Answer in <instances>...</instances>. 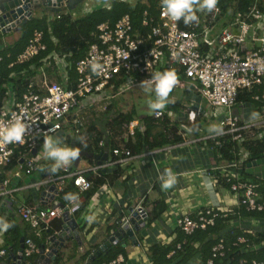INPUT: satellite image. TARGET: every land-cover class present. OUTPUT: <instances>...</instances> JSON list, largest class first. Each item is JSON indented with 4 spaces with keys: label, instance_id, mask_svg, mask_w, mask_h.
<instances>
[{
    "label": "built area",
    "instance_id": "obj_1",
    "mask_svg": "<svg viewBox=\"0 0 264 264\" xmlns=\"http://www.w3.org/2000/svg\"><path fill=\"white\" fill-rule=\"evenodd\" d=\"M85 1L91 0H84L83 3ZM119 1L131 3L129 0ZM141 2L145 3L146 0ZM148 8L142 12L138 28H133L127 15L122 16L113 26L108 23L97 26L96 42L74 65L77 80L71 87L67 86L63 59H57L56 63L60 64L58 67L63 73V84L44 82L39 86L31 80L19 101L6 100L0 106V129L17 117L26 125L23 143H5L0 139V205L5 210L12 208L19 220L39 240L43 232L47 234L39 244L30 237L23 236L22 258L25 264L40 255L41 245H45L44 252L47 251L49 236L59 233V229L54 230L52 227V222L61 220L64 209H67L69 216L77 217L81 208L80 196L92 188L88 179L91 175H98L100 170L121 167L127 161L139 157L132 156L125 148L101 150L93 153L106 155V159L100 164L94 159L82 158L80 162H86L87 168L77 169L73 160L68 165L58 167L56 173L45 171L48 165L36 159L44 140L49 137L57 139L62 146L73 147L66 143L68 133L82 134L89 122L88 114L92 111L104 113L110 99L122 92L123 88L136 83L147 85L155 72L171 70L177 78L172 89L187 91L186 104L179 112H173L169 105L154 109L151 113L154 119L167 117L171 121L177 120L180 133L190 130L188 124L215 121L217 129L204 140L214 141L217 137L230 136L232 141L242 143L246 138H264V109L259 122H242L233 113L236 98L241 91L249 92L255 87H261L260 95L256 94L254 99L264 98V0H255L244 14L235 16L224 28H217L222 17L218 5L212 11L197 10L194 6L197 20L188 24L183 22L182 17L174 21L163 14L162 0H156ZM2 28L13 29L11 23ZM247 43L250 47H246ZM43 50L45 46L42 43V33L35 31L24 51L17 56L15 64H23ZM93 65H98L96 71H93ZM125 129L124 135L132 137L136 130L142 131L144 125L139 120H133ZM96 144L92 145L94 149L103 148L102 140H98ZM165 148L153 150L150 155L163 152ZM237 156L239 158L235 157L211 172H200L202 178L209 180L212 190L223 188L222 183L228 186L223 189L233 198L232 208L205 207L190 213L170 204L174 199L173 194L167 193L166 222L171 225L172 230L179 229L185 235H190L195 230H204L213 226L216 217L233 214V208L239 206L248 212L264 213V193L258 192V185L253 177L242 176L247 153L239 150ZM33 176L35 177L31 180ZM27 178L31 181H25ZM67 182L77 190L76 199L61 203L58 198ZM44 187H53L54 192L50 193ZM41 192H45V195L41 196ZM106 193L108 185H102L94 192L93 198H101ZM27 198L31 200L26 203ZM42 204L44 206H40ZM134 210L140 220H148L147 208L136 205ZM7 218L3 216L0 221H6ZM127 222V217L120 216L114 220V226ZM234 227L243 230L245 234H253L257 230H264V222L257 219L231 220L228 230ZM5 231H0V264H13L11 257L16 255L19 245L15 250L3 248ZM215 240L217 242L211 249V258L207 264H216L217 260H220L218 264H224L222 260L229 247L225 246L221 238ZM118 243L123 242L117 240L116 244ZM243 243L244 238H238L232 246ZM137 245L141 246L140 242ZM142 248L147 246L142 245ZM175 248L179 250L181 245L177 244ZM172 254L173 252L168 257ZM101 264H125V257L118 255ZM146 264L150 262L146 260ZM238 264H264V258L262 261L250 262L240 259Z\"/></svg>",
    "mask_w": 264,
    "mask_h": 264
},
{
    "label": "trees",
    "instance_id": "obj_2",
    "mask_svg": "<svg viewBox=\"0 0 264 264\" xmlns=\"http://www.w3.org/2000/svg\"><path fill=\"white\" fill-rule=\"evenodd\" d=\"M155 2L156 0H146L145 3L138 1L133 4L114 0L108 4V7L94 8L87 14L78 11L73 16L71 11H61L56 12L50 19L47 15L33 16L20 29L18 39L12 45L0 48V106L9 96L8 93L19 101L27 84L38 74L51 75L56 83L63 84V73L58 71L57 59H63L67 86L71 87L77 80L74 65L86 55L89 47L96 42L97 26L103 23L113 26L122 16L127 15L133 28H138L142 12L149 9V6H153ZM254 2L255 0H216V5L222 11L218 26L221 28L227 27L235 16L244 14ZM35 31L42 33V43L45 50L23 64H15L17 56L24 51L28 40ZM50 55L51 57H48ZM115 85L117 86L118 83H115ZM172 91L173 89L169 92L165 105L171 106L172 110L176 111L179 105L170 103ZM260 92L261 87H255L249 92H239L235 105H244L254 111H261L264 109V98L254 99L256 94L260 95ZM183 93L185 94L187 91ZM110 108L111 104L104 113L108 112ZM133 120H139L144 125V129L142 131L136 130L132 137H126L124 135L126 132L125 126ZM178 125L177 120L170 121L167 117L154 119L151 114L142 119H136L135 110H132L126 114H119L108 121L102 132L96 127L93 120H89L85 129L82 130V134L74 135L70 133L66 142L67 145L72 144L74 148L82 150L81 152L87 151L85 153H98L101 150L110 151L114 148H125L129 150L132 156H138L146 151L162 149L181 143L182 138L176 134L179 128ZM200 125V121L195 122L193 125L188 124L192 137H200L201 134L198 131ZM98 140L103 141V148L99 150L92 147L93 143L95 146L97 145ZM90 142L91 146H89ZM206 143L218 163L229 162L235 157L239 158L237 156L239 150H244L247 153V162H253L264 157V138H246L242 143H237L232 141L230 136H221L215 138L214 141L206 140ZM123 173L124 170L114 167L113 169L100 170L96 176L91 175L88 179L92 188L82 194L85 199L84 202L87 203L89 197L102 185L112 186ZM242 176L250 178L245 172ZM253 181L258 185V192L263 194L264 180L253 177ZM221 186L228 188L224 183ZM76 193L77 190L70 182H67L58 201L65 203L68 200L66 196L75 195ZM29 200L31 198H27L25 202L27 203ZM85 206L86 204H81L80 214L84 212ZM142 206L148 207L145 203ZM165 211L166 205L161 198L150 204L146 228L150 229L152 225L157 224L162 219ZM232 211L233 214H227L226 217L221 215L216 217L213 226H208L204 230H195L190 235L183 234L179 229L172 230L169 234V237H172L169 242L152 243L146 249V258L150 264H191L195 260H197L195 264H207V261L211 258V249L217 242L215 238H221L225 246L229 247L226 256L222 260L224 264H238L240 259H245L248 262L253 260L262 261L264 258V230H257L253 234H245L238 227L230 230L228 228L229 222L236 219L240 221L257 219L263 223L264 213L248 212L241 206L234 207ZM87 217L86 215L85 218ZM6 222L11 226L4 233L3 248L17 249L18 241L23 235L24 237H30L36 244L42 243L47 235L43 232L42 238L39 240L34 233L29 232L28 228H19V224L15 219L8 218ZM61 224V220L56 219L52 222V227L54 230H58ZM83 227L84 224L81 225L80 230H83ZM238 238H244L245 243L232 246ZM177 244L181 245L179 250L175 248ZM94 248L93 252L89 250L81 254L76 264H101L115 259L118 255L126 256V250L118 243L112 245L105 256H100L94 261L88 262V257L98 250V246L95 245ZM76 249L77 246L74 244L72 254L64 261L62 254L58 253L52 264H64L65 261L74 259V257L76 259ZM171 252L173 254L168 257ZM218 263H220V260L216 261V264Z\"/></svg>",
    "mask_w": 264,
    "mask_h": 264
},
{
    "label": "crops",
    "instance_id": "obj_3",
    "mask_svg": "<svg viewBox=\"0 0 264 264\" xmlns=\"http://www.w3.org/2000/svg\"><path fill=\"white\" fill-rule=\"evenodd\" d=\"M96 1L98 2L96 3ZM87 3H91L93 5L92 8H98L94 5H100L102 2L101 0L85 1L74 7L72 10L62 8L56 12L71 11L73 13L72 15L75 16L77 11H82V5H84V9L86 10L85 5H87ZM101 6H108V3ZM37 10H40L42 13L37 15ZM56 12H51L47 8H35L33 16L41 17L47 15L50 19ZM217 28L221 27L218 26ZM6 34H12L13 38L16 36L19 37V31H12L0 34V38H3ZM173 92H176L175 100L179 98V93L183 95V98H179L177 102L173 103L170 100L171 104L179 105L176 111L173 109V112H179L182 106L186 104L187 93L183 94L181 93L183 90L179 91V89L173 90ZM8 95V99H5L4 101H18L15 100L12 94L8 93ZM182 101H185V104H183ZM201 103L204 105L203 101H201ZM262 110L258 112L244 105H235L233 113L238 116L242 122H259L263 113ZM216 129L217 123L215 121L204 122V124L202 123L200 125V129L198 130L201 134L200 137L194 138L192 137L190 130L182 131V133H180V129L178 128L176 134L182 138L183 141L181 143L168 146L165 148V151L153 154L152 156L150 155L152 153L151 151H146L138 155L139 157L127 161L124 165L119 167V169L124 170V173L118 177L117 181L112 186L108 185V193L103 197L95 199L93 198V193L86 203L84 202L85 199L83 195H81L80 203L86 204V206L84 212H81V214L79 212L78 216L74 219L78 225L80 236L82 234V244L79 247L74 240L68 241V243L72 241L77 246L76 259L74 257V259L65 261L64 264H76L81 254L89 250L93 252L95 245L99 247L110 236H112L111 231H113L114 220L123 216L129 207H135L136 205L142 206V204L145 203V205L148 206L146 208L149 209L150 204L161 198L168 209V202L165 201L167 193L173 194L174 199L170 204L173 203L177 207L184 208L190 213H194V211L204 209L205 207L219 206L221 208H232L234 202L232 201L233 198L231 195L221 187H217L216 191L212 190L213 187L210 185L209 180L204 177L203 179L200 175V172L202 171L211 172L226 163L217 162L212 151L209 149L206 140H204L209 133ZM89 146H91V142ZM81 151L79 150V152ZM33 154H35V152ZM36 159H39L48 165L47 169H44L45 171L47 170L50 173L57 172L51 171L53 161L46 157L43 148L37 152ZM165 169H170L176 177L175 184L168 189L161 188L159 179ZM34 177L35 176H33L31 180ZM31 180L30 178H27L25 181L28 182ZM20 201H22L21 195ZM45 205L47 207L49 206V204ZM1 206L2 205H0V215L2 218H0V220L3 219V216H6L11 220L17 218L16 222L19 224V228H28L19 220L12 208L6 207L8 210H5L4 207ZM40 206H44V204ZM86 215L88 217H93V219L89 222L88 217L85 218ZM166 220L167 211L163 214L162 219L159 220L157 224L152 225L150 229L144 228L136 233V239L138 244L140 242L141 246H133L129 242L126 243L124 248L126 250L125 264H146V260L148 259L146 258L144 249H147L152 243H166L171 240L172 237H169V234H171L172 229L171 225H169ZM82 224H84V227L83 230H80ZM28 230L29 232L34 233L29 228ZM142 245L147 246V248L143 249ZM71 247L72 251L74 245ZM60 253L62 254V252Z\"/></svg>",
    "mask_w": 264,
    "mask_h": 264
},
{
    "label": "water",
    "instance_id": "obj_4",
    "mask_svg": "<svg viewBox=\"0 0 264 264\" xmlns=\"http://www.w3.org/2000/svg\"><path fill=\"white\" fill-rule=\"evenodd\" d=\"M84 0H0V34L8 32H18L33 16L35 8H47L51 12H56L62 8L69 10L74 9L77 5L81 4ZM11 23L13 29L7 28L3 30V26ZM94 159L97 164H100L106 159V155H94L93 153L79 152L78 157L74 160V164L77 165V169H85L88 167L86 162L80 159ZM245 173L257 179L264 180V157L245 164ZM53 187H49L44 190L48 192H54ZM45 195V192H41V196ZM128 218V222L119 224L113 227L110 236L105 242H103L93 254L88 257V262L94 261L100 256H105L110 250V247L116 244V241H122L121 246L125 248L126 243L130 242L131 245H137L136 233L140 232L147 226L148 220H140L137 211L134 207H129L124 213ZM62 226L59 229L58 235H50L46 244L47 251L44 252L45 245H41V252L38 257L29 262V264H51L54 262L58 253L62 252L64 245L74 240L77 245L81 246V236L78 229V225L74 219L67 213V209H64V213L61 216ZM49 234V233H48ZM18 249L16 255L11 257L13 264H25L22 258L23 250V237L18 241ZM2 264H6L3 262Z\"/></svg>",
    "mask_w": 264,
    "mask_h": 264
},
{
    "label": "clouds",
    "instance_id": "obj_5",
    "mask_svg": "<svg viewBox=\"0 0 264 264\" xmlns=\"http://www.w3.org/2000/svg\"><path fill=\"white\" fill-rule=\"evenodd\" d=\"M194 6L197 10L212 11L216 6V0H162V12L169 16L172 20H180L188 24L197 20V16L193 11ZM98 65H93V71H96ZM176 75L171 70L163 72H155L147 82L146 91H153L155 100L149 102L152 109H162L165 105L169 92L176 84ZM26 131V125L21 118L17 117L9 122L7 126L0 129V139L5 143L19 142L23 143V137ZM43 150L46 157L54 163L51 171L62 165H68L79 155V149L74 147L62 146L54 138H46L43 142ZM161 188L168 189L176 182V177L170 169H165L159 177ZM67 199L75 200L76 196L68 195ZM93 217H88L89 222ZM11 225L6 221H0V231L7 230Z\"/></svg>",
    "mask_w": 264,
    "mask_h": 264
},
{
    "label": "rangeland",
    "instance_id": "obj_6",
    "mask_svg": "<svg viewBox=\"0 0 264 264\" xmlns=\"http://www.w3.org/2000/svg\"><path fill=\"white\" fill-rule=\"evenodd\" d=\"M111 1H114V0H101L102 3L100 5L95 4L94 6L100 7L101 5L111 3ZM129 1L134 4V3L138 2V1H142V0H129ZM96 3H97V1H96ZM92 6L93 5L91 3H87V5H85V8H86V10H85L84 5H82V11L81 12H83V14L89 13L90 11H92L94 9V8H92ZM78 9H80V8H78ZM36 13H37V15H40L42 12H40V10H37ZM77 13H78V11H77ZM250 35H251V33H250ZM12 39H14V40H12ZM17 39H18V36L13 38L12 34H8V35L6 34L3 38H0V48L8 46V45H12L14 43V41H16ZM246 47H250L249 43L246 44ZM57 66L60 67V64L58 63ZM59 67H58V69H59ZM58 71L60 73L62 72L61 69H59ZM32 80L39 86H41L44 82H46V83L55 82L53 76H51V75L49 76L47 74H44V75L38 74ZM146 86L147 85H143V83H136L133 86L131 85L129 87L123 88L122 92L118 93L117 95L113 96L110 99L111 108L108 112L100 113L98 111H96V112L92 111L88 114V119L90 121L93 120L95 122L96 127L99 128V130L102 132L105 128L106 123L108 121H111L115 117H117L119 114H126L132 110H135L136 119H142L143 117L150 115L151 113H153L154 109H152L149 106V102L155 100V94L153 91H146L145 90ZM181 93H183V92H181ZM178 95H179V98H183L182 94L179 93ZM175 98H176V92L175 93L173 92L170 96L171 102L174 103V102H177L179 100V98L177 100H175ZM182 103L185 104V101H182ZM68 135H70V133H68ZM15 220L17 221V218ZM81 236H82V234H81ZM67 243L64 245V248L62 250L63 261L70 254H72V251H71L72 247L71 246H73L74 243L72 241L69 242L68 244ZM71 264H73V263H71Z\"/></svg>",
    "mask_w": 264,
    "mask_h": 264
}]
</instances>
